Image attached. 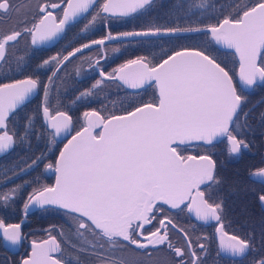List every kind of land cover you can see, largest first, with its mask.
<instances>
[{
	"label": "snow or ice",
	"instance_id": "obj_1",
	"mask_svg": "<svg viewBox=\"0 0 264 264\" xmlns=\"http://www.w3.org/2000/svg\"><path fill=\"white\" fill-rule=\"evenodd\" d=\"M96 2L97 0H60L57 3L45 0V3L37 4L31 27L25 21L22 31L13 30L0 36V61L5 59L9 44L17 42L22 35H30L33 45L50 41L64 34L66 26L81 14L88 13ZM153 3L154 0H103L91 19L85 17L87 23L81 32L92 28L101 14H105V19L108 16L128 17L139 11L151 10ZM61 8L62 16L54 14L55 10ZM11 9V0H0V17L8 14ZM241 12L237 19L226 17L218 26L207 29L151 26L115 35L109 32L103 38L73 48L66 55L44 59L38 68L53 66L54 69L48 76L49 83L42 86L44 99L41 105L45 130H52L47 132L52 141L69 131L72 118L65 111L51 114V84L66 62L94 45L105 46L106 42L112 41L124 43L127 38L210 33L215 44L234 49L239 56V85L207 48H183L166 55L156 65L140 55L135 59H128L110 73H106L100 66L102 57H97L94 61L90 58L89 67L98 68L101 77L92 84V89L97 88L103 80L118 79L131 89L154 85L158 100L143 103L125 115L108 118L95 110L85 111L83 117L86 126L68 139L54 165H45L46 170L54 169L55 185L34 187L27 195L23 210L27 212L30 206H56L67 214H75L79 219L78 236H83L84 233L80 230H85L98 239L106 238L113 245L123 241L137 249H148L151 246L152 249L159 250L158 246L167 242L168 248L178 258L177 264H187L184 259L186 256L190 257L191 264H204L202 257L208 254L206 245L200 243L198 253L186 232V248L171 244L167 236V225L173 228L177 226L168 217L159 221L161 227L150 233L151 238L143 234L144 226L152 223L157 211H162L161 204L179 211L186 207L197 221L217 222L215 231L219 236L218 258L242 257L251 247L250 240L224 231L221 222L222 199L215 202L214 193L209 191L206 195L201 187L212 189L222 183L217 176L216 161L209 154L183 156L178 150L179 145L192 141L213 145L224 143L226 139L225 149L232 157L239 156L249 147L243 136L251 127L248 123L251 109L245 111L244 105L248 90L258 84L264 85V66L257 65V56L264 55V0L241 9ZM113 51L119 52L120 49L114 48ZM133 66H136L135 70H130ZM77 73L79 74V69ZM40 88L39 78L31 76L0 84V156L7 155L17 144L26 142L33 134L37 135V139L43 135L35 133L32 116L27 117L23 134L18 136L15 130H8L9 120ZM92 94L91 90H85L76 99ZM260 120L264 123V112L260 113ZM96 128L101 130L95 133L93 130ZM44 157L45 154L41 153L30 163L22 161L24 167L13 165L0 171V184L28 173ZM8 172L12 175L9 176ZM250 178L264 183V167L251 172ZM28 183L30 182H24ZM23 187L20 184L7 192L0 191V203L7 206L13 202ZM259 201L264 207V194L259 195ZM0 230L4 242L12 245L21 242L20 223L5 226L0 221ZM137 237H143L147 243ZM43 243H50L51 247H44L33 241L30 257L24 259L22 264H61L59 259L50 255L60 250L56 238L50 236ZM89 247L100 256L101 264H114L102 251L103 244L99 245V252L95 243ZM253 264H264V257L254 259Z\"/></svg>",
	"mask_w": 264,
	"mask_h": 264
},
{
	"label": "flooded vegetation",
	"instance_id": "obj_2",
	"mask_svg": "<svg viewBox=\"0 0 264 264\" xmlns=\"http://www.w3.org/2000/svg\"><path fill=\"white\" fill-rule=\"evenodd\" d=\"M11 2L12 9L10 12L3 17H0V36L9 34L13 30L22 31L25 26V21L28 22L27 26L31 27V22L33 21L35 13L37 12V4H43L45 3V0H11ZM51 2L59 3L60 0H51ZM101 3H103V0H97L88 13L78 19L71 21L70 24L66 26V32L64 34H61L50 41L33 45L31 43V36L24 34L18 39L17 42H11L7 47L5 59L0 61V84L12 83L15 80L24 79L28 76H31L32 78H39L42 83H46L48 76L52 74L54 69L53 66L38 68V65L41 64L44 59L54 55H66L68 51H71L75 47H79L83 43H88L91 40L103 38L106 36V32L108 34L111 32L114 35L119 34L121 33L120 31L122 28L125 29L122 25H120V22L132 18L138 13H133L128 17L114 18L108 16L107 19L104 18V14H101V18L97 20L95 25L86 31L84 36H82L81 29L83 28L84 24L87 23L85 17H87V19H91V16L99 10V5ZM54 14L62 16V8L55 10ZM97 24L101 25L100 31L97 29ZM82 39H87V41L80 44ZM119 42L120 41L106 43L105 46H102V49H100L98 46L85 49L83 53L77 54L76 57L71 58L69 62H66L60 72H65L63 76H65V74L74 73V77L78 80H90V82L84 83L85 87H90L92 83L100 79L96 73V68L89 67L90 58L94 61L97 57H102V59H100V66L106 73L112 72L113 69L126 62L118 63L112 67H110V64L107 62V57L125 54L124 52H121V50L119 52L113 51L114 48H119ZM20 58L23 59L21 60ZM257 65L264 66V55H259L257 59ZM77 69H79V74L77 73ZM9 79L13 80L8 81ZM103 81L107 82L111 87L123 89V87L115 80ZM261 86L262 85H257L251 90H258V88ZM142 90L134 93L141 92ZM36 95L37 92H35V94L27 102H25V104L34 99ZM41 105L42 99L39 103V118ZM55 113L56 112H53L51 114L53 115ZM83 118L84 117L82 116V122ZM42 126L44 127L43 124ZM8 130L11 132L9 127ZM48 131L49 130H47V132ZM64 141L65 140L60 142L54 141L55 145L42 144L35 146L36 150H31L33 155H31L30 158L35 159L37 156H40L41 153H44V160L28 173L15 176L12 180L7 181V183L0 184V191L4 192H7L15 185H24L23 189L13 202L8 203L7 206L0 203V221H3L5 226L8 224L20 223L22 233L21 242L17 245H12L10 242L3 241L2 230H0V264H22L24 259H28L30 257L33 241L41 244V246L51 247L50 243L48 245L43 243L44 241H48L50 236L55 237L57 242L60 244V250L57 252H52L50 255L54 259H59L61 264H101L100 256L93 252V250L89 247V245L93 243L97 245V252L101 251L99 245L103 244L102 251L111 261L114 262V264H177L178 258L175 257L174 252L168 248L167 242L164 245L158 246L159 250L152 249L151 246H149L148 249H137L134 245H129L127 242L123 241H121L120 244L113 245L107 242L106 238L103 240L98 239L85 230H80L84 233V235L78 236L77 229L79 219L75 216V214H67L64 210L57 207L48 205L44 208L38 207L30 212H25L23 210V205L27 199V195L34 187L52 185L53 175L49 173L50 170L45 169V165L48 163H52L54 165L56 156ZM197 145L199 144L181 146L178 150L183 156H200L209 154L212 155L214 159L215 154L213 150L211 151L201 149ZM207 147H210V145L204 146V148ZM20 148L26 149L24 146ZM14 149H16V147H14L12 150ZM11 151L7 155L0 156V171L5 169L6 166L10 164L8 161L3 160L5 156L13 153V157L11 158L16 159V157H18L16 150L15 152ZM22 152L27 153L25 150H22ZM232 157L236 158L238 156ZM250 179L255 181L252 178ZM25 181L30 183L24 184ZM261 185L264 186V184ZM201 187L202 190L206 191V195L209 191L213 192V200H216V186H213L212 189H205L204 186ZM257 203L261 212L264 213V209L261 207L259 197L257 199ZM160 207L162 208V211H157L155 213V218L152 220V223L146 224L144 226V236L151 238L150 233L161 227L159 221L165 217H168L177 226L176 228H173L171 225H167L166 229L168 239L174 247H180L182 249L186 248L187 242L184 239L186 232L193 244L194 249L198 253L200 251L198 245L200 243H204L206 245V251L208 254L202 257L204 264H233V261L235 264H244V261L241 260L247 256L249 250L242 257H217L218 245L215 238L216 221H209L208 223L197 221L195 219V215L193 213H189L186 207H184L183 211L170 209L169 206L163 204H161ZM224 231L229 234H233L228 231L225 226ZM137 238H139L142 242L147 243V241H144L143 237ZM116 240L119 241L120 238H116ZM121 245H123V247ZM262 257H264V254ZM184 259L187 264H191L190 257L186 256ZM251 264H253V262Z\"/></svg>",
	"mask_w": 264,
	"mask_h": 264
},
{
	"label": "trees",
	"instance_id": "obj_3",
	"mask_svg": "<svg viewBox=\"0 0 264 264\" xmlns=\"http://www.w3.org/2000/svg\"><path fill=\"white\" fill-rule=\"evenodd\" d=\"M259 2V0H154L149 11H140L132 18L121 21L125 29L123 31L141 30L151 26L160 27H198L205 28L218 24L227 18L237 19L241 9ZM97 29L101 30V25L97 24ZM88 33V32H87ZM82 36L85 32L81 33ZM87 41L82 39L80 44ZM118 47L124 55L107 57L110 67L128 59H135L143 55L153 65L157 64L174 51L183 48H207L211 55H214L222 66H225L230 75H235L236 62L231 53L216 49L205 33L187 34L184 36L164 37V38H144L119 42ZM59 72L58 77L51 84L49 92L50 112L65 111L72 118V133L82 127V116L85 111H97L101 116L107 118L113 115L127 113L143 103L155 101L153 87H147L138 93H129L122 88L111 87L107 82H102L97 88L92 89V85L84 86L90 80H78L74 73L65 74ZM50 74V73H49ZM13 79H9L11 81ZM48 81V79H47ZM46 83H49V81ZM95 83V82H94ZM43 84L37 91L34 99L29 101L17 110L8 123L11 131L15 130L17 135L24 132V125L28 116L33 117L35 133H43L39 139L33 134L29 139L21 144H17L16 149L11 152L18 153V157L13 159V153L5 156L4 161L10 164L5 169L13 165L24 167L22 161L31 162V150H36L35 146L42 144L55 145V142L47 135V131L41 124L39 118V103L43 101ZM93 84V83H92ZM257 89V88H256ZM91 90L92 95L82 97L77 100V96L82 91ZM255 90V89H254ZM251 90L246 95L244 110L251 109L248 123L251 126L243 136L248 149L236 157H230L225 149V143H217L201 149L213 150L214 160L217 164V176L222 183L216 186V202L223 201L222 223L231 233L241 238L250 240L251 247L247 256L241 261L244 264H251L254 259L259 260L264 254V213L261 212L257 199L260 194H264V186L251 180L250 173L260 167H264L263 139L264 123L260 120V113L264 112V85L258 90ZM26 147V149L20 147ZM19 147V148H18ZM22 150L27 151L23 153ZM44 160V159H43ZM3 169V170H5ZM8 175H12L8 172Z\"/></svg>",
	"mask_w": 264,
	"mask_h": 264
},
{
	"label": "water",
	"instance_id": "obj_4",
	"mask_svg": "<svg viewBox=\"0 0 264 264\" xmlns=\"http://www.w3.org/2000/svg\"><path fill=\"white\" fill-rule=\"evenodd\" d=\"M86 13H83V14H81V16L80 17H82L83 15H85ZM242 14V13H241ZM105 15V14H104ZM132 15V14H131ZM80 17H78V18H80ZM109 17H111V16H109ZM78 18H75V19H78ZM74 19V20H75ZM222 21V20H221ZM220 21V22H221ZM219 22V23H220ZM219 23L218 24H216V25H214V26H218L219 25ZM210 27V26H209ZM208 27H205V28H202V29H207ZM203 33V32H202ZM195 34V33H194ZM105 35H108V33L106 32L105 33ZM187 35V34H186ZM207 36H208V39H209V41L211 42V44L216 48V49H218V50H220V51H223V52H228V53H231L232 54V56L234 57V59H235V61H236V64H237V67H236V71H235V76H234V79H235V83L237 84V85H239V71H240V59H239V56L235 53V50L234 49H227V48H225L224 46H222V45H217V44H215V42L214 41H212L211 40V35H210V33H208L207 34ZM164 37H174V36H163V37H149V38H164ZM130 39H142V38H139V37H137V38H127V40H130ZM112 42H116V41H112ZM106 43H109V42H106ZM95 46H97V45H94V46H92V47H95ZM100 49H102V46H98ZM172 54V53H171ZM170 54V55H171ZM258 57H259V55L257 56V59H258ZM166 58V57H165ZM161 62V61H160ZM160 62H158L157 64H159ZM135 68H136V66H133V69H130V70H135ZM96 73L98 74V76H99V70L96 68ZM100 79H101V77H99ZM109 80H115V81H117L122 87H123V89L124 90H126V91H128V92H131V93H134V92H137V91H140V90H142V89H144V88H146L147 87V85L144 87V88H140V89H131V88H128L126 85H124L120 80H118V79H109ZM259 85V84H258ZM153 89H154V93H155V97H156V101L158 100V94H157V92H156V89H155V87H154V85H153ZM249 91V90H248ZM35 93H33V95H34ZM32 95V96H33ZM32 96H30L29 97V99L32 97ZM28 99V100H29ZM27 100V101H28ZM26 101V102H27ZM134 110V109H133ZM133 110H131V111H133ZM130 112V111H129ZM56 114V113H55ZM55 114H53V115H55ZM126 114V113H125ZM125 114H122V115H125ZM40 119H41V122H42V124L44 125V127H45V124H44V116H43V112H42V108H41V110H40ZM84 126H86V120H85V118H83V124H82V127H84ZM81 127V128H82ZM81 128L79 129V130H81ZM78 130V131H79ZM101 129L100 128H96V129H94L93 131L94 132H99ZM49 131H52V130H50L49 129ZM71 131H72V125H71V127H70V129H69V131L67 132V133H62L60 136H58V137H55V139H54V141H56V142H60V141H63V140H65L64 141V143H63V145L61 146V148H60V150L63 148V146H64V144H66L67 143V141H68V139H71V136L72 135H75V133H71ZM225 143H227V141H226V139H225ZM196 144H199V145H202V146H208V145H204V144H202L201 142H197V141H192V142H188V143H186V144H184V145H179V147H181V146H189V145H196ZM60 150H59V152H60ZM59 152H58V154H57V156H56V158L59 156ZM56 160V159H55ZM194 163V162H193ZM54 164H55V162H54ZM49 173L51 174V175H53V182H52V185L51 186H53V185H55V182H56V175H55V172H54V169L53 170H50L49 171ZM255 181H257V182H259V183H261L260 182V180L259 179H254ZM261 184H264V183H261ZM261 204V203H260ZM54 207H56V206H54ZM262 207V206H261ZM36 208H38V207H36V206H30L29 207V209L27 210V212H30V211H32V210H34V209H36ZM263 209H264V207H262ZM215 238H216V241H217V245H219V236H218V234L215 232ZM222 256H223V254H221ZM227 257H231V256H227Z\"/></svg>",
	"mask_w": 264,
	"mask_h": 264
}]
</instances>
